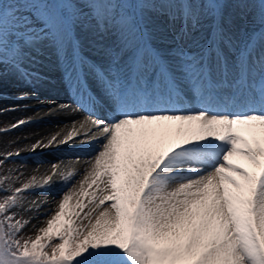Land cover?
I'll return each mask as SVG.
<instances>
[{
    "label": "snow or ice",
    "instance_id": "obj_1",
    "mask_svg": "<svg viewBox=\"0 0 264 264\" xmlns=\"http://www.w3.org/2000/svg\"><path fill=\"white\" fill-rule=\"evenodd\" d=\"M71 2L13 0L0 14V87L54 66L80 97L58 109L88 113L31 150L90 147L82 170L0 175V264H264V0H141L111 19L95 0ZM121 59L144 86L121 79ZM213 69L221 83L234 73L231 111L194 103ZM56 177L66 190L33 224L47 198L25 206V194Z\"/></svg>",
    "mask_w": 264,
    "mask_h": 264
},
{
    "label": "bare ground",
    "instance_id": "obj_2",
    "mask_svg": "<svg viewBox=\"0 0 264 264\" xmlns=\"http://www.w3.org/2000/svg\"><path fill=\"white\" fill-rule=\"evenodd\" d=\"M101 3L99 0L88 5L92 9H101L104 12L106 18H113L119 11L115 9V2H119L125 9L126 15H136L137 7H132L129 4V0H114L105 1ZM74 6L75 4L72 3ZM207 5V6H206ZM73 6V7H74ZM204 8H211V4L201 5ZM73 7H68L70 11ZM147 7V6H145ZM259 5L253 4L252 8L255 10ZM75 8V7H74ZM121 14V13H120ZM121 15H124L123 13ZM254 27H260V25H254ZM113 41L109 37L105 40L106 45H112ZM131 61L127 60V65H130ZM122 69V71H121ZM260 71L259 66L255 67ZM47 70L52 72L56 71L55 67H51ZM6 71V69H5ZM115 71L120 75L121 79H128L129 73H125L123 67L117 64ZM256 73V71L253 70ZM134 88L142 86L141 79L136 77L133 79ZM62 83V81H61ZM151 87V85H147ZM69 89L66 86H62L56 81L42 80L37 83H24L23 81L16 80L15 78H5L2 87H0V158H3L7 152H17L20 155L18 157L8 158L3 166H0V175H13L19 177L18 184L28 182L32 176H35L37 180L42 181V178L51 174V165L53 163H60L61 168L65 170H71L73 168L82 170L84 161L88 159L87 153L90 151L89 146H60L58 148L41 149L32 151L31 147L38 140L47 142L51 135L55 134L61 129H69L73 123L83 121L88 115L87 112H73L71 108L60 110L58 104H69L72 107H76L74 99H80L77 96L74 85L68 84ZM218 84L212 81L209 89L218 90ZM55 100L56 105L49 103V101ZM179 108L180 106H173ZM28 121L25 125L17 128H12L11 125L17 123L19 120ZM82 138V137H81ZM81 138H78L81 139ZM66 147V149H62ZM77 157L79 161L77 162ZM80 177L77 176L76 179ZM66 190L63 182L59 177L54 178L53 183L46 189H36L29 193H26V199L31 201L36 200L40 203L45 198L47 202L42 205L40 209L39 219H32V223H37L46 218L43 213L49 209L54 210L56 202L60 199V193ZM26 218L36 217L37 213H27Z\"/></svg>",
    "mask_w": 264,
    "mask_h": 264
},
{
    "label": "rangeland",
    "instance_id": "obj_3",
    "mask_svg": "<svg viewBox=\"0 0 264 264\" xmlns=\"http://www.w3.org/2000/svg\"><path fill=\"white\" fill-rule=\"evenodd\" d=\"M95 1H98V0H95ZM99 1L101 3H103V2L106 3L105 1H110V3H111L114 0H99ZM17 2H18V0H17ZM106 4H108V3H106ZM129 4H131V6L133 8L137 7L136 12H138V10H140L141 8H145V6H148L147 3L141 2V0H129ZM114 5H115L114 6L115 9H118L119 13H121V14L123 13L124 15H126L125 9L122 7V5H120L119 2H115ZM12 6H13V0H0V14L6 13V11L9 8H11ZM73 6L74 5L72 4L71 0H67V2H65V0H52V3H50L48 5V7H50V8H64V9H67L69 12H71V11L69 10L68 7L72 8ZM74 7H76V5ZM74 7H73V9H74ZM87 7H88V5H87ZM44 70L48 73L45 80L56 81L60 85V80L56 75V71L52 72L51 70H47V69H44ZM78 145H79V143L74 144V146H78ZM62 149H66V147H62ZM29 203H31V199H29V200L26 199L25 200V206H27ZM24 213L25 212H23L21 210V215H23L24 218H26L27 216ZM37 223H42V221H38ZM37 223H34V224H37ZM32 231H33V229L31 228V226H29V230L26 234H30Z\"/></svg>",
    "mask_w": 264,
    "mask_h": 264
}]
</instances>
